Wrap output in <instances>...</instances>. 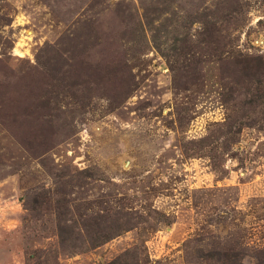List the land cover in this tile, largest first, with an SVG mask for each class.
<instances>
[{"label":"rangeland","instance_id":"374dc122","mask_svg":"<svg viewBox=\"0 0 264 264\" xmlns=\"http://www.w3.org/2000/svg\"><path fill=\"white\" fill-rule=\"evenodd\" d=\"M0 264H264V0H0Z\"/></svg>","mask_w":264,"mask_h":264}]
</instances>
